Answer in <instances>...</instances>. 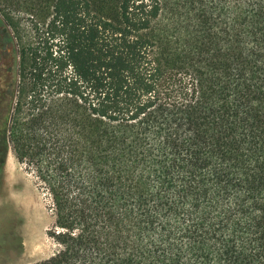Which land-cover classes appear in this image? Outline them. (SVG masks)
<instances>
[{
  "label": "trees",
  "instance_id": "obj_1",
  "mask_svg": "<svg viewBox=\"0 0 264 264\" xmlns=\"http://www.w3.org/2000/svg\"><path fill=\"white\" fill-rule=\"evenodd\" d=\"M36 1L0 90V175L18 81L52 201L36 264H264V0Z\"/></svg>",
  "mask_w": 264,
  "mask_h": 264
},
{
  "label": "rangeland",
  "instance_id": "obj_2",
  "mask_svg": "<svg viewBox=\"0 0 264 264\" xmlns=\"http://www.w3.org/2000/svg\"><path fill=\"white\" fill-rule=\"evenodd\" d=\"M49 11L48 6L36 0H0V30L8 31L20 45L19 39L25 41L33 36L32 22H44ZM12 48L8 61H0V90L6 95L16 73ZM20 89L17 81L8 154L0 175V264H36L58 249L48 234L54 229L51 198L36 165L29 162L30 157L24 152L29 117Z\"/></svg>",
  "mask_w": 264,
  "mask_h": 264
},
{
  "label": "flooded vegetation",
  "instance_id": "obj_3",
  "mask_svg": "<svg viewBox=\"0 0 264 264\" xmlns=\"http://www.w3.org/2000/svg\"><path fill=\"white\" fill-rule=\"evenodd\" d=\"M6 37V34L2 33V30H0V61L2 62H7L11 56V45L4 40Z\"/></svg>",
  "mask_w": 264,
  "mask_h": 264
}]
</instances>
